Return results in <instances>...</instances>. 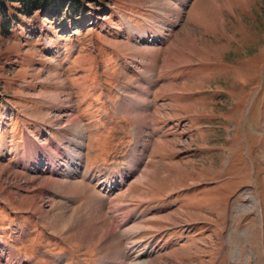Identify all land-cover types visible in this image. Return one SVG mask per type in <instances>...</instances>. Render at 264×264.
I'll use <instances>...</instances> for the list:
<instances>
[{"label":"rangeland","instance_id":"rangeland-1","mask_svg":"<svg viewBox=\"0 0 264 264\" xmlns=\"http://www.w3.org/2000/svg\"><path fill=\"white\" fill-rule=\"evenodd\" d=\"M7 23L0 264H264V0H73Z\"/></svg>","mask_w":264,"mask_h":264},{"label":"trees","instance_id":"trees-1","mask_svg":"<svg viewBox=\"0 0 264 264\" xmlns=\"http://www.w3.org/2000/svg\"><path fill=\"white\" fill-rule=\"evenodd\" d=\"M73 0H0V27L8 28L10 11L16 10L22 15L32 11L54 14L62 8L71 7ZM6 24V25H5Z\"/></svg>","mask_w":264,"mask_h":264},{"label":"bare ground","instance_id":"bare-ground-1","mask_svg":"<svg viewBox=\"0 0 264 264\" xmlns=\"http://www.w3.org/2000/svg\"><path fill=\"white\" fill-rule=\"evenodd\" d=\"M77 183V182H76ZM76 183H74L73 184V187L72 188H70V186L72 185H70V182H69V184L68 183H66V185H65V187H64V189H65V191L64 190H62L64 193H68V194H73V193H75L76 194V189H75V186H77V184ZM61 186H62V184H61ZM61 186H59L60 188H61ZM69 186V187H68ZM81 187V186H80ZM85 187V186H84ZM78 188V187H77ZM62 189V188H61ZM62 192V193H63ZM78 193H79V191H78ZM67 194V195H68ZM65 195V194H64ZM58 205H61L60 203H57ZM63 206V207H62ZM65 206L64 205H61V208H60V210H56L55 208H53V210H54V212H56V215H57V220L58 221H60L61 223H62V225H64V226H69V224L71 223V221H72V218H73V215L75 214V212H76V210H73V209H71V211L69 210V213L65 210V209H67V208H64ZM51 208V209H52ZM59 209V208H58ZM62 209V210H61ZM64 209V210H63ZM52 210V211H53ZM58 212V213H57ZM91 218V217H90ZM106 221V220H105ZM108 222H106V224H107ZM59 224V223H58ZM108 225H109V223H108ZM110 226V228L112 227L111 225H109ZM57 227V226H56ZM105 227L106 226H104L103 227V229H102V231L105 229ZM109 229V228H108ZM111 231L113 232L114 231V233H115V230L112 228L111 229Z\"/></svg>","mask_w":264,"mask_h":264}]
</instances>
